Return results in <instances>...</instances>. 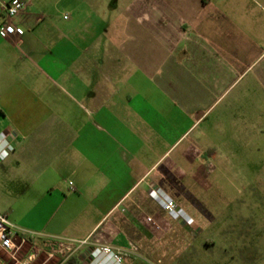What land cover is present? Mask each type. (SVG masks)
<instances>
[{"label": "crops", "instance_id": "0c3cea01", "mask_svg": "<svg viewBox=\"0 0 264 264\" xmlns=\"http://www.w3.org/2000/svg\"><path fill=\"white\" fill-rule=\"evenodd\" d=\"M23 1L0 37V214L40 247L188 241L150 192L192 218L197 165L260 133L264 0Z\"/></svg>", "mask_w": 264, "mask_h": 264}, {"label": "rangeland", "instance_id": "374dc122", "mask_svg": "<svg viewBox=\"0 0 264 264\" xmlns=\"http://www.w3.org/2000/svg\"><path fill=\"white\" fill-rule=\"evenodd\" d=\"M248 137L229 140L221 160L197 165L190 185L195 234L149 241L155 251H134L122 264H264V125Z\"/></svg>", "mask_w": 264, "mask_h": 264}, {"label": "built area", "instance_id": "2783aa9c", "mask_svg": "<svg viewBox=\"0 0 264 264\" xmlns=\"http://www.w3.org/2000/svg\"><path fill=\"white\" fill-rule=\"evenodd\" d=\"M25 1L10 0L4 5L5 22L0 27V37L21 36L24 31L13 25L12 20L24 8ZM11 136L0 131V163L14 151ZM150 195L161 208L174 220L182 219L187 224L192 220L178 208L174 200L161 190H152ZM39 234L24 231L14 225L6 215L0 214V250L3 252V264H66L74 258L75 264H122L120 250L107 244H94L89 238L84 240H64L47 237L44 247L32 243Z\"/></svg>", "mask_w": 264, "mask_h": 264}, {"label": "trees", "instance_id": "16d2710c", "mask_svg": "<svg viewBox=\"0 0 264 264\" xmlns=\"http://www.w3.org/2000/svg\"><path fill=\"white\" fill-rule=\"evenodd\" d=\"M66 264H75V259L74 258L69 259V261Z\"/></svg>", "mask_w": 264, "mask_h": 264}]
</instances>
